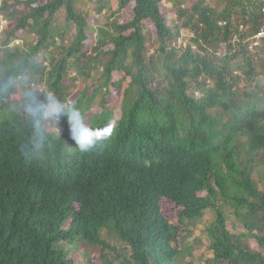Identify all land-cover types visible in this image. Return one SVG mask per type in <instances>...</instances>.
<instances>
[{
    "label": "trees",
    "instance_id": "obj_1",
    "mask_svg": "<svg viewBox=\"0 0 264 264\" xmlns=\"http://www.w3.org/2000/svg\"><path fill=\"white\" fill-rule=\"evenodd\" d=\"M3 19L0 264H183L195 230L205 264H264V0H0ZM21 76L111 135L80 152L61 118L37 151Z\"/></svg>",
    "mask_w": 264,
    "mask_h": 264
},
{
    "label": "clouds",
    "instance_id": "obj_2",
    "mask_svg": "<svg viewBox=\"0 0 264 264\" xmlns=\"http://www.w3.org/2000/svg\"><path fill=\"white\" fill-rule=\"evenodd\" d=\"M25 81L26 77L21 76L20 79L16 81V83L20 86V96L24 102L25 110L30 117L34 136L33 147L37 151H39L44 146L45 123H58L61 118L66 119L69 125L71 138L80 152L94 150L111 135L110 129L105 130L92 128L89 124H86L85 117L82 115L76 102L62 100L52 91H49L46 94H40L35 88L27 86ZM80 83L81 80L78 79L76 82V87H79ZM16 95V92L11 93L13 98L16 97ZM41 95H43V102L40 99ZM26 155L28 154L26 153ZM163 199L164 201H171L165 197ZM171 202L175 204L173 201ZM175 206L178 207V213L181 207L177 206L176 204ZM167 218L173 222L172 218L168 216ZM174 224L177 225L178 220L177 223ZM185 235L188 236V233H185ZM19 236L20 233L13 235L11 241L17 243L19 241ZM122 246L123 244L119 245L118 247L122 248ZM129 247L130 245L127 247L125 246V249L128 250ZM92 257L95 258L96 256ZM96 258L98 262V257ZM97 262L95 264H97Z\"/></svg>",
    "mask_w": 264,
    "mask_h": 264
},
{
    "label": "rangeland",
    "instance_id": "obj_3",
    "mask_svg": "<svg viewBox=\"0 0 264 264\" xmlns=\"http://www.w3.org/2000/svg\"><path fill=\"white\" fill-rule=\"evenodd\" d=\"M170 4H166L167 7H169ZM93 7L92 13H91V17L93 18H100L98 12L95 10L96 9V5L95 3L91 4V8ZM63 12H60L57 15V18H61L63 17ZM106 14L104 15L105 18ZM89 18V20L91 21L92 18ZM102 20V17L100 18ZM11 23L7 22L6 20L3 19V21L1 22L0 25V30H3L2 28L6 27L7 29H9L11 27ZM5 31V29H4ZM16 43H20V40L16 39L15 41ZM13 43L9 42V45H11ZM92 45V44H90ZM42 57V56H41ZM84 83H80L79 84V89L83 88ZM110 95H109V99L111 100L110 102H114L116 104H118V102L120 101V96H119V92L117 90L116 87L111 86L110 87ZM18 98H20V91L17 92L16 95ZM117 110V109H116ZM161 208L162 211L164 213V215L172 218L173 223H177V210L178 207L175 206V204H173L171 201H164V199L161 201ZM229 208H226V211ZM166 216V217H167ZM204 218H206L207 220H212L214 218V212L212 210H208L207 213L205 214ZM205 219V221H206ZM200 230L199 231H193L190 235V239L189 237H185L186 240H184L183 244L187 247L190 248L191 250V255H185L184 257V261L183 264H205V259L209 256H211V251L208 247H206L207 245V241H203L200 238ZM252 245L254 246L255 244L253 243V241L251 242ZM73 254H76V251H73ZM97 262V258H93L91 257H87L85 259V264H95Z\"/></svg>",
    "mask_w": 264,
    "mask_h": 264
}]
</instances>
